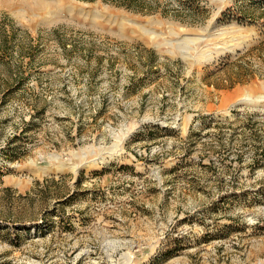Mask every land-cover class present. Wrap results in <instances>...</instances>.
Segmentation results:
<instances>
[{"label": "rangeland", "instance_id": "obj_1", "mask_svg": "<svg viewBox=\"0 0 264 264\" xmlns=\"http://www.w3.org/2000/svg\"><path fill=\"white\" fill-rule=\"evenodd\" d=\"M45 1L0 10V264H264V0Z\"/></svg>", "mask_w": 264, "mask_h": 264}, {"label": "bare ground", "instance_id": "obj_2", "mask_svg": "<svg viewBox=\"0 0 264 264\" xmlns=\"http://www.w3.org/2000/svg\"><path fill=\"white\" fill-rule=\"evenodd\" d=\"M60 1H61V3L63 2V0H60ZM52 5L53 4L47 3L45 0H0V10H2V9H8L9 11H11L13 13L15 12L16 14H19L20 16L21 15H25L27 13H30V15H31V13H35V14L36 13H42V16L45 17V19L48 17L46 15L51 14V10H52L51 7H52ZM62 5H64V4H62ZM36 15H38V14H36ZM44 21H46V20H44ZM210 27H212L211 24H210L209 28ZM208 41H210V40H208L207 37H205L204 35H199V36L195 37L193 40H188L187 43H186V46L183 47V49H182L183 50L182 53L183 54H188V56H189L190 55V52L189 51L191 49H194L190 45L196 47V45L199 42H206L207 43ZM207 46H209V44H206V47ZM204 48L201 49L202 52H200V56H202V57L205 54V53L203 54V52H205ZM204 58H205V61H208V60H211L213 57H212V55L210 53L208 56L205 55ZM251 100H252V98L250 96L246 95L244 98H241L240 101H251ZM90 154H91V152H89L88 150H86V149L83 148V149H81L80 153L77 155L79 158H81V159L83 158L84 159L85 162H84L83 165H85L87 167H92L94 165H97V162L95 161V159L88 160V155H90ZM59 158L60 157L59 156H56V155L53 157V159L55 161H57V164L55 166H53V168L55 167L56 170L62 171L64 169H66L69 165H66L63 162H61L59 160ZM51 170H53V169L52 168H49V167H46V168H43L42 171L44 173H46V172L51 171ZM16 183L19 186L21 185V182L20 181H16Z\"/></svg>", "mask_w": 264, "mask_h": 264}, {"label": "trees", "instance_id": "obj_3", "mask_svg": "<svg viewBox=\"0 0 264 264\" xmlns=\"http://www.w3.org/2000/svg\"><path fill=\"white\" fill-rule=\"evenodd\" d=\"M120 5L126 6L131 9L145 10L150 9L148 4L144 0H115Z\"/></svg>", "mask_w": 264, "mask_h": 264}]
</instances>
